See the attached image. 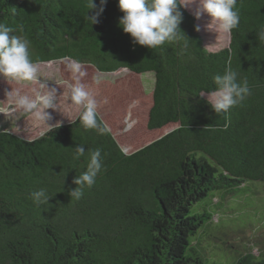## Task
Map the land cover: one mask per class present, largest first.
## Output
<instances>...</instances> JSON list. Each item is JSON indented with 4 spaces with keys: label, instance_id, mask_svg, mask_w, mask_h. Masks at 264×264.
<instances>
[{
    "label": "trees",
    "instance_id": "16d2710c",
    "mask_svg": "<svg viewBox=\"0 0 264 264\" xmlns=\"http://www.w3.org/2000/svg\"><path fill=\"white\" fill-rule=\"evenodd\" d=\"M179 10L188 47L150 49L118 26L117 0L92 25L88 0H0V23L30 42L34 62L71 57L99 73L153 72L145 127L176 124L130 152L98 113V128L85 129L82 109L34 139L0 129V264H264V247L227 246L221 230L264 225L254 209L264 194V0H237L240 22L218 49L208 48L195 15ZM228 67L251 91L218 113L208 96ZM96 150L102 169L77 200L74 179ZM40 188L52 194L48 204L31 199ZM227 212L214 226L213 215ZM214 230L223 244L209 252L203 241Z\"/></svg>",
    "mask_w": 264,
    "mask_h": 264
},
{
    "label": "clouds",
    "instance_id": "9594fccd",
    "mask_svg": "<svg viewBox=\"0 0 264 264\" xmlns=\"http://www.w3.org/2000/svg\"><path fill=\"white\" fill-rule=\"evenodd\" d=\"M196 0H117V6L123 13L118 19V26L124 33L132 38V42L150 49H156L165 44L179 42L183 48L188 47V38L182 33L180 24L183 16L180 8L190 7ZM107 0H88L87 20L90 25L99 23V16L104 11ZM199 9L196 12L197 18L200 10L207 13L211 22L207 28L215 33H231L237 28L240 16L236 10L237 0H198ZM197 31L199 28L197 27ZM13 29L6 24L0 23V74L19 81L38 83L39 89L33 90L34 95L22 93L20 89L6 92V101H0V114L9 116L12 113L20 112L31 121V126L38 128V136L42 137L53 128L59 127L60 122L55 125L48 123L52 119L50 113L45 111L55 108L54 97L56 88H48L45 83L38 80L40 67L33 61L30 55V42L20 36L12 35ZM258 37L264 41V27L258 32ZM62 61H67L66 67L74 75L76 83H69L67 86L70 92V100L74 105L82 106V111L77 115L85 129L98 128L97 104L85 85L80 83V77H84L86 72L82 70L83 64L77 59L65 57ZM215 84L219 87L210 93L209 102L216 112H228L232 107L240 104L250 94V87L247 79H237V71L228 67L224 73L213 77ZM66 83V82H65ZM135 121L131 116H126L124 124L126 129H131ZM226 127V126H225ZM101 131H108L107 127ZM20 133L19 127L9 134ZM25 138V136H20ZM35 137H33L34 139ZM77 156L84 155V148L77 147ZM102 169L100 152H91L90 162L87 171L74 179L77 185L70 193L72 197L79 200L85 187L90 188L96 182V177ZM31 199L37 205L48 204L50 194L45 188L33 191Z\"/></svg>",
    "mask_w": 264,
    "mask_h": 264
},
{
    "label": "rangeland",
    "instance_id": "374dc122",
    "mask_svg": "<svg viewBox=\"0 0 264 264\" xmlns=\"http://www.w3.org/2000/svg\"><path fill=\"white\" fill-rule=\"evenodd\" d=\"M188 9L195 15L199 27L204 33L208 48L218 49L227 44L229 40L228 33H215L207 28V25L211 22V18L207 13L200 10V16L197 18L198 0ZM62 60L37 63L41 70L38 74L39 82L45 83L48 88H56L57 90L54 97L56 107L45 110L52 117L48 121L51 125L73 119L82 109V106L72 103L70 96L66 98V94L70 92L67 85L76 83L74 75L78 74H73L68 70L66 67L67 61ZM82 70L86 72V75L80 77V83L85 85L86 90L90 92L92 98L96 101L97 113L125 152H130L175 128L176 124H168L155 130H148L145 127V112L151 99L154 84L153 72L135 74L126 69H120L113 73H99L85 64H83ZM17 88L22 93H28L29 95H34V89L43 91L39 89L38 83L19 81L0 74V101H6L7 91ZM129 115L135 123L131 129H126L124 119ZM17 127L20 129L19 134L27 139L38 136L39 129L31 126V121L27 116L22 115L20 112L12 113L9 116L0 114V129L15 131ZM258 195L262 197H255L256 206L254 209L264 215V194L259 193ZM212 201L216 202L218 198L215 197ZM230 215L231 212L216 213L213 215V225L219 223L220 219L226 221L230 218ZM254 222L253 224L248 222L247 225L237 226L236 228L232 227V222H230V228L221 229L226 232V235L223 234L225 237L222 238L229 244L227 246L231 244L233 248H241L248 245L252 247L253 252H256L258 247H264V225H257L255 219ZM213 234L217 237H209L208 240L204 238L205 241H203L206 250L209 252L215 251L217 246L223 244L221 239L218 238L220 235L215 230Z\"/></svg>",
    "mask_w": 264,
    "mask_h": 264
}]
</instances>
